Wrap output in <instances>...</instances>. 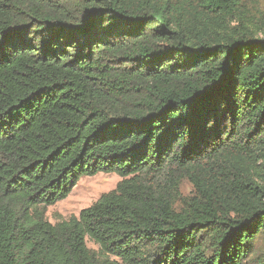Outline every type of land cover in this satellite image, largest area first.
Here are the masks:
<instances>
[{"label":"trees","instance_id":"1","mask_svg":"<svg viewBox=\"0 0 264 264\" xmlns=\"http://www.w3.org/2000/svg\"><path fill=\"white\" fill-rule=\"evenodd\" d=\"M100 171L121 180L46 219ZM253 254L264 264V0H0V264Z\"/></svg>","mask_w":264,"mask_h":264},{"label":"rangeland","instance_id":"2","mask_svg":"<svg viewBox=\"0 0 264 264\" xmlns=\"http://www.w3.org/2000/svg\"><path fill=\"white\" fill-rule=\"evenodd\" d=\"M121 177L113 172H97L93 175H83L74 185L70 193L63 199L45 209V217L51 223L67 220L72 216H78L82 208L94 203L103 193L114 189ZM183 195L191 192V185L184 181L181 185ZM89 248L97 250L98 247L89 238L86 240ZM258 254L260 259L261 255ZM253 254L247 264H257V256ZM113 259V257H111Z\"/></svg>","mask_w":264,"mask_h":264}]
</instances>
